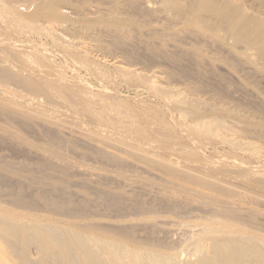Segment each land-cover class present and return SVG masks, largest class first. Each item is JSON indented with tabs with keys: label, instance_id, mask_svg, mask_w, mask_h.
Returning a JSON list of instances; mask_svg holds the SVG:
<instances>
[{
	"label": "bare ground",
	"instance_id": "bare-ground-1",
	"mask_svg": "<svg viewBox=\"0 0 264 264\" xmlns=\"http://www.w3.org/2000/svg\"><path fill=\"white\" fill-rule=\"evenodd\" d=\"M74 1L0 0V149L23 155L0 153V264H264V100L226 77L242 55L264 80V19L233 0ZM92 49L118 53L115 76Z\"/></svg>",
	"mask_w": 264,
	"mask_h": 264
},
{
	"label": "rangeland",
	"instance_id": "rangeland-1",
	"mask_svg": "<svg viewBox=\"0 0 264 264\" xmlns=\"http://www.w3.org/2000/svg\"><path fill=\"white\" fill-rule=\"evenodd\" d=\"M67 1H70L74 5H76L74 0H67ZM233 1L235 3L243 6L250 13L258 15V16H260V17H262L264 19V0H233ZM139 2L142 3V4H143V2L144 3L149 2L148 5L151 7L152 10L157 9L158 6H159L158 3H157V0H139ZM88 3H89V7L90 8L98 7L100 9V13H98L96 15H100V14H104L105 12H109L113 8V4H112L111 0H107V1H104V0H88ZM69 12L72 13L73 16H76L73 11L70 10ZM124 16L132 17L138 23L143 24L145 26L144 30L149 29V28H155V27L159 28V26H160L159 22H157L155 17H147V16L139 14V13L124 14ZM91 44H93V42H91ZM89 52H90V54H89V56H87L88 61H90L92 63H98L99 62V64L101 65V69L103 71H106L108 74L115 76V71L111 67H108L107 66V62H104V61L105 60H110L112 58H116V60L119 61V57H118V53L117 52L104 53V52L97 51L96 49H92V51H89ZM97 60H98V62H97ZM148 65H149L148 68L150 69V72L154 71V70H155V72L158 71L157 72V76H160L158 74L159 72L161 73L162 71H165L163 69L165 66L163 64L161 66L160 61L156 62L154 64V66L150 65V64H148ZM159 66H161V67L159 68ZM243 66L247 67L248 69L252 68L254 70H257V69H255L253 62L245 60L242 55H240V56L238 55V57H233L232 60L230 61V68H229V71H228L229 73L226 75V77L229 76L227 78L228 81L230 83H232V85H233V82H235V81H231V80H236L238 82V78H240V80H242L243 83L246 84V85L242 84L243 86L241 85L242 88H244L246 94H251V92H252L255 95L256 93L260 92L259 94H261L260 96L264 100V97H263L264 96V80L262 78L256 77V75H255L253 70H248V69H246L244 67V69H246V71H244ZM138 67L142 68V67H146V65H143L142 67L141 66H138ZM217 67H219V66L217 65ZM240 67L243 69V71H242V69ZM237 70H240V71H237ZM236 71H237V75L235 73ZM76 73H78L79 77H81L84 80V82H86L90 86H93V85L96 84L95 79L92 78V77H89L85 73V68L84 67H81V68L77 67ZM230 77H231V80H229ZM260 79H262V81ZM118 82H119V80H118ZM237 82H235V83H237ZM176 83L177 82H175L174 84L172 83V84L176 85V86L177 85L178 86L181 85V84H176ZM125 88H126L125 86L118 87L119 91L122 93L121 95H123L125 97H129V96L132 97L133 95H132V93H130L131 91L129 92V90L127 88L126 89ZM228 89H230L229 91L231 92V94H232V92L233 93L235 92V94H232L235 99L237 97H239V98H237V99H239V100H237V102L241 101V99H240L241 95L240 94H245V92L243 93L242 91H241L242 93H239V92L237 93L235 91L237 89H235V88L232 89L230 87ZM257 90L259 92H257ZM143 95L144 96L141 97V98H146V96H145L146 94L144 93ZM255 117H259V115L256 114ZM30 136H32V135H30ZM41 142H42V140H39V143H41ZM0 153L5 155V156H12L13 155L14 160H16V161H19V157H21L23 159V155H18L17 154L18 157H15L16 154H12L11 155V153H9L7 150L0 149ZM69 154L73 158L83 161V165L84 166L79 168L81 174H92V175L97 174V171H94L93 169L98 170V168L100 167V161L97 159V156L95 154H93L90 150H87L85 148H78V149H75V150L69 149ZM87 168H89V171H87ZM106 169L112 170L114 168L113 167H106ZM119 169H121L123 174L125 176H127V177H131V176H134V175H139L138 177H135L134 179H138L141 176H149V177H152V178H159L161 176V174L159 172H157V171L146 172L141 167L138 168L135 165L122 166V167H119ZM81 177H84V176L79 175V177H76V178H73V179L70 180L74 184V186H72L69 189V191L71 192V194L74 197H80L81 196V192H80L79 187H78V184L81 181ZM29 213H31V214H39V215H42V216L45 215L44 212L41 209L33 210V211L29 212ZM160 221L166 222V223H178L179 221H182V220L173 219V218L167 217V215H162V218H160ZM181 225H183V224H181ZM13 262H14V260H13Z\"/></svg>",
	"mask_w": 264,
	"mask_h": 264
}]
</instances>
